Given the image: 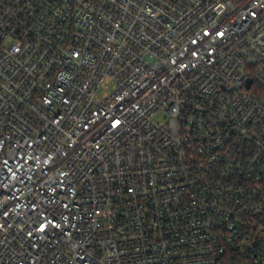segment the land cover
<instances>
[{
	"label": "built area",
	"instance_id": "obj_1",
	"mask_svg": "<svg viewBox=\"0 0 264 264\" xmlns=\"http://www.w3.org/2000/svg\"><path fill=\"white\" fill-rule=\"evenodd\" d=\"M0 264H264V0H0Z\"/></svg>",
	"mask_w": 264,
	"mask_h": 264
},
{
	"label": "rangeland",
	"instance_id": "obj_2",
	"mask_svg": "<svg viewBox=\"0 0 264 264\" xmlns=\"http://www.w3.org/2000/svg\"><path fill=\"white\" fill-rule=\"evenodd\" d=\"M112 88H113V84L112 83H108V85L101 91L100 96H103L104 94L111 92ZM157 120L158 121H163L162 117H158Z\"/></svg>",
	"mask_w": 264,
	"mask_h": 264
},
{
	"label": "snow or ice",
	"instance_id": "obj_3",
	"mask_svg": "<svg viewBox=\"0 0 264 264\" xmlns=\"http://www.w3.org/2000/svg\"><path fill=\"white\" fill-rule=\"evenodd\" d=\"M219 35L223 36V33H219ZM119 123H120V121L117 120L112 126L116 127Z\"/></svg>",
	"mask_w": 264,
	"mask_h": 264
}]
</instances>
